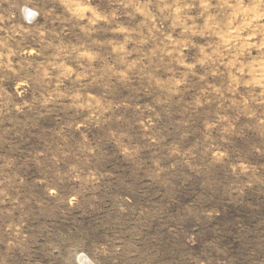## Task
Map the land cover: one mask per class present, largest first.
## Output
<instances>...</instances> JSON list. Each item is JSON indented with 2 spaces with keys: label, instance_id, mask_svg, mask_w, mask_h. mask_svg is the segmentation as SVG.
Here are the masks:
<instances>
[{
  "label": "rangeland",
  "instance_id": "obj_1",
  "mask_svg": "<svg viewBox=\"0 0 264 264\" xmlns=\"http://www.w3.org/2000/svg\"><path fill=\"white\" fill-rule=\"evenodd\" d=\"M0 264H264V0H0Z\"/></svg>",
  "mask_w": 264,
  "mask_h": 264
},
{
  "label": "bare ground",
  "instance_id": "obj_2",
  "mask_svg": "<svg viewBox=\"0 0 264 264\" xmlns=\"http://www.w3.org/2000/svg\"><path fill=\"white\" fill-rule=\"evenodd\" d=\"M25 13H31V11H30V10H25ZM80 257H83L82 259H84L86 262L88 261V259H87V258H85V256H84V255H82V256H80Z\"/></svg>",
  "mask_w": 264,
  "mask_h": 264
},
{
  "label": "water",
  "instance_id": "obj_3",
  "mask_svg": "<svg viewBox=\"0 0 264 264\" xmlns=\"http://www.w3.org/2000/svg\"><path fill=\"white\" fill-rule=\"evenodd\" d=\"M27 15V14H26ZM29 17V16H28Z\"/></svg>",
  "mask_w": 264,
  "mask_h": 264
}]
</instances>
